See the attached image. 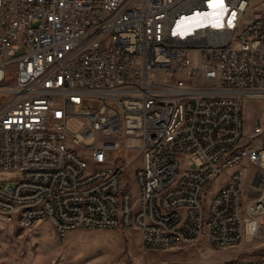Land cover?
I'll return each instance as SVG.
<instances>
[{
  "label": "built area",
  "instance_id": "2783aa9c",
  "mask_svg": "<svg viewBox=\"0 0 264 264\" xmlns=\"http://www.w3.org/2000/svg\"><path fill=\"white\" fill-rule=\"evenodd\" d=\"M253 2L0 0V218L26 229L49 218L60 237L135 227L144 246L162 249L202 235L221 248L263 238L264 142L242 141L244 100L264 110V0ZM195 18L217 35L192 29ZM262 134L260 113L252 138ZM137 156L134 194L121 176ZM242 163L253 167L255 197L243 169L228 176ZM220 175L229 189L208 195Z\"/></svg>",
  "mask_w": 264,
  "mask_h": 264
},
{
  "label": "rangeland",
  "instance_id": "374dc122",
  "mask_svg": "<svg viewBox=\"0 0 264 264\" xmlns=\"http://www.w3.org/2000/svg\"><path fill=\"white\" fill-rule=\"evenodd\" d=\"M263 0H254L259 7ZM264 120L260 99L246 98L243 103L244 136L242 141L264 142V134L252 138L259 114ZM129 159L135 152L128 153ZM143 163L137 156L121 176L123 188L138 194L136 168ZM238 168L245 174L244 192L249 198L258 193L251 186L253 167L242 163ZM218 176L208 185V195L214 194L226 182ZM264 257V237L241 242L229 248L212 244L206 236L183 248H154L144 246L139 229L77 228L60 237L49 218L26 229L17 221L0 218V264H225L236 258Z\"/></svg>",
  "mask_w": 264,
  "mask_h": 264
},
{
  "label": "bare ground",
  "instance_id": "6f19581e",
  "mask_svg": "<svg viewBox=\"0 0 264 264\" xmlns=\"http://www.w3.org/2000/svg\"><path fill=\"white\" fill-rule=\"evenodd\" d=\"M209 28V36L217 35V28L210 27V21L207 18H195L192 20V29L194 30H207ZM127 91H135V84H127ZM70 141H79V133H69ZM79 143H67V151H78ZM75 159H77L83 166H91V155L84 152H75ZM138 171V167L136 168ZM242 173V169L238 166H233L228 169V176H237ZM221 189H229V182H226L221 186ZM220 194V188L214 193ZM167 197V189H157V200H165ZM2 204H11L12 196H1ZM32 210V203H19L20 212H30ZM176 216H184V208H176ZM8 221L7 219H4ZM19 226L24 227V222H18ZM33 228V227H31ZM57 233L59 234V226H55ZM214 245H216V238L211 235H202ZM176 245H184V237H176Z\"/></svg>",
  "mask_w": 264,
  "mask_h": 264
},
{
  "label": "snow or ice",
  "instance_id": "6c2138e0",
  "mask_svg": "<svg viewBox=\"0 0 264 264\" xmlns=\"http://www.w3.org/2000/svg\"><path fill=\"white\" fill-rule=\"evenodd\" d=\"M215 3H220L222 4L223 3V0H214Z\"/></svg>",
  "mask_w": 264,
  "mask_h": 264
}]
</instances>
